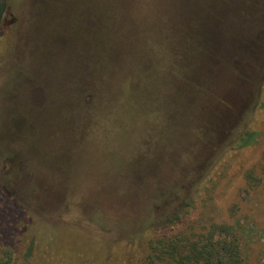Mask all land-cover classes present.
I'll list each match as a JSON object with an SVG mask.
<instances>
[{"label": "rangeland", "instance_id": "374dc122", "mask_svg": "<svg viewBox=\"0 0 264 264\" xmlns=\"http://www.w3.org/2000/svg\"><path fill=\"white\" fill-rule=\"evenodd\" d=\"M33 2L6 0L0 19V246L13 247L18 261L28 258L26 253L31 247L28 259L36 264L42 245L51 241V222L89 226L96 233H103L106 228L100 222L89 221L83 210V198L89 196V191L100 179L128 182L131 187L135 182L142 187L159 169L158 178L164 183H185L186 198L197 192V206L205 205V226L211 222L235 225L245 251L261 252L264 256V194L248 198L241 190L245 172L264 152V37H258L262 29H258V20L254 19V6L248 8L249 18L240 25L250 32L255 51L250 54L248 44L241 40L239 58L247 60V64L225 65L226 77L240 85L236 90L238 115L228 114L220 126L207 119L199 125L195 123L197 126L188 135L191 144L186 148V126L194 120L197 109L192 100L177 108L176 117L171 113L162 121L159 118L161 128L157 131H153L149 115L138 135H134L128 121L127 129H131L123 132L126 135L121 140L128 142V136L133 139L126 148L124 145L112 151L115 169H97L92 174L95 168L85 169L86 174L82 175L81 168L94 166L87 157H80L91 148L85 138L92 137L83 133L90 118L84 111L82 78L86 74L90 77L88 70L95 76L100 63H104L102 44L94 32V10L100 1L90 0L86 24L77 19L74 0H38L31 9ZM83 2L89 6V0ZM170 5L173 9L169 7L167 14L173 18L175 5ZM76 9L81 7L76 5ZM24 31L28 32L26 40ZM196 61L197 57L192 66H197ZM87 64L90 69H85ZM213 68L221 73L220 68ZM207 75L210 76L206 71ZM223 79L220 76V82L211 80L209 89H222ZM89 84L92 90L94 83ZM206 84L209 86V81L199 86L192 97L208 96ZM102 87L108 99L95 101L96 110L114 103L111 87ZM206 96L201 99L204 109L208 108L203 102L208 101ZM214 99L215 96L210 101ZM120 109L124 111L126 106ZM98 124L103 125V121ZM112 133L118 137L117 131ZM102 134L108 135V131L94 132L98 137ZM119 185L112 183L107 187ZM111 202H103L110 205L106 209H110ZM133 205L130 204L132 210ZM138 206L143 208L144 203ZM173 210L167 206L156 211L157 220ZM63 238L69 248H91L73 233L64 234Z\"/></svg>", "mask_w": 264, "mask_h": 264}, {"label": "trees", "instance_id": "16d2710c", "mask_svg": "<svg viewBox=\"0 0 264 264\" xmlns=\"http://www.w3.org/2000/svg\"><path fill=\"white\" fill-rule=\"evenodd\" d=\"M34 1L31 9L38 0ZM99 1V7L108 3L107 6L94 10L97 17L94 32L102 44L101 57L104 63H100L95 76L88 70L90 77L86 74L82 78L84 111L90 118L83 133L92 137L90 140L85 138V143L91 148L80 157H87L88 163H93L94 166L81 168L82 175L86 174L85 169L95 168L90 174L97 169L108 172L115 169L112 151L124 145L126 148V144L133 139L128 136V142L121 140L126 135L124 133L131 129H127L128 121L132 123L134 135H138L139 130L144 127L145 116L149 115L153 131H157L161 128L159 118L162 121L171 113L174 116L178 107L185 106L188 100H192L197 109L194 107V120L186 126L183 144L186 148L191 144L188 135L197 126L195 123L199 125L207 119L220 126V122L226 120L228 114H237L239 104L236 100L239 98L236 90L240 85L233 84L229 76L226 77L225 65L234 63L244 67L247 64V60L239 58L241 40L248 44L250 54L253 49L255 51L249 38L250 32L240 25L243 19L249 18L246 14L252 6L256 9L254 19L258 20V29H262L258 32V37H264V0ZM1 3L0 19L6 10V0ZM170 4L175 5L173 18L167 14L169 7L173 9ZM76 5L81 10L76 9ZM90 7V0L89 6L83 0H74L76 17L83 24L87 23ZM227 19L228 24L225 23ZM27 27L28 23L26 30ZM23 34L21 35L26 40L25 31ZM234 56L238 57L237 60ZM196 57L198 67L192 66ZM88 67L90 69L87 64L85 69ZM213 67L220 68L221 73ZM206 71L210 76L206 77ZM220 76L225 78V85L213 92L209 89L213 84L210 81L216 79L215 82H220ZM158 80H164V83L160 84ZM207 81L210 85L206 84L208 92H205L208 96H205L209 98L203 102L208 108L204 109L201 99L205 96L194 98L192 93L199 91L198 87ZM90 82L94 83L93 91L88 88ZM166 82H180V85L172 86ZM104 85L111 87L114 103L109 104L110 107L105 105L96 110L98 102L95 101L108 99L106 90L102 87ZM214 96L215 99L210 101ZM123 106H126L124 111L120 109ZM101 120L103 125L98 124ZM98 130L108 131V135H94ZM114 131H117L118 137L112 133ZM91 155L94 158L90 160ZM157 171L142 187H137L135 182L131 187L128 182L100 179L101 182L89 191V196L83 198L82 207L86 218L94 223L100 222L106 228L105 232L96 233L89 226L84 228L85 226L64 221L51 222V241L42 245L34 262L264 264L261 252L257 254L245 251L241 234L235 225L211 222L205 226L202 219L205 205L200 203L197 206V192L190 193L186 198L185 183H164L163 179L159 180ZM112 183L120 185L107 187ZM241 190L248 198L264 194V152L260 160L245 172ZM108 199L112 200L110 209H106L110 205H103ZM202 199L203 197L200 201ZM140 202L144 203L143 208L138 206ZM132 203L135 204L133 210L130 208ZM167 206L174 210L157 220L156 211ZM70 233L88 243L86 247L91 245V248L79 250L66 246L63 235ZM30 251L31 247L26 253L28 258ZM15 255L13 247L0 246V264H34L28 258L18 261Z\"/></svg>", "mask_w": 264, "mask_h": 264}]
</instances>
